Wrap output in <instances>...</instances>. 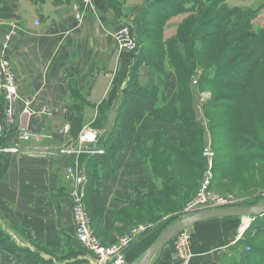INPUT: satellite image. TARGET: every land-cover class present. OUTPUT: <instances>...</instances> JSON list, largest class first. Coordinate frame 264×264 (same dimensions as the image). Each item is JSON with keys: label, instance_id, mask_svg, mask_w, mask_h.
Wrapping results in <instances>:
<instances>
[{"label": "crops", "instance_id": "crops-1", "mask_svg": "<svg viewBox=\"0 0 264 264\" xmlns=\"http://www.w3.org/2000/svg\"><path fill=\"white\" fill-rule=\"evenodd\" d=\"M78 1L10 0L18 18H0V47L5 34L13 30L11 25L17 33L7 55L18 90L14 120L5 126L0 141L5 146L14 143L17 150L0 153V233L19 248L39 245L55 253L74 239L75 185L67 170L84 173V161L92 156L89 147L85 148L89 155L83 154L85 145L78 137L85 129L111 130L134 64L133 52L119 48L116 41V34L126 27L116 14L123 7L133 12L146 0H120L124 1L120 9L112 4L117 0H96L81 21L73 11ZM138 71L142 77L147 75L144 67ZM175 90V76L167 72L163 93L170 99ZM24 111L29 116L23 118ZM21 125L32 133L31 140L17 141ZM164 131L178 146L185 142L180 124L144 117L136 128L135 148L145 134ZM115 161L113 171L103 174L102 198L107 211L118 213L128 206L137 208L154 193L156 184L138 153L122 150ZM247 223L245 218L197 223L189 227L190 259L180 260L171 241L149 264H226L234 257L236 264H246L244 247L230 248L243 240ZM114 224L105 213L100 226L106 236ZM164 229L150 231L131 245L125 263L137 264ZM0 264L28 263L19 252L0 254Z\"/></svg>", "mask_w": 264, "mask_h": 264}, {"label": "trees", "instance_id": "trees-1", "mask_svg": "<svg viewBox=\"0 0 264 264\" xmlns=\"http://www.w3.org/2000/svg\"><path fill=\"white\" fill-rule=\"evenodd\" d=\"M9 1L0 0V18L16 20L18 18L16 16L17 8ZM112 4L114 7L121 8L120 5H116V2H112ZM148 22H145V19H140L136 24L134 34L138 39H145L147 46L151 43L157 45L149 52L145 51L143 44L139 46L137 55L134 56L128 87L121 95L122 99L115 115L114 125L105 141L101 146L98 145L100 153L90 155L84 161V175L86 177L84 202L90 218L98 222L96 225L97 231L105 213L110 216L114 223L123 225L126 221V211L148 217L161 210L160 206L164 203H176L177 199L179 204L184 206L191 202L193 192L197 187L193 182V185L187 186L186 180H195V170L197 171L204 164V158L200 160L198 156L200 154L199 145L202 144V141L204 142L205 136L203 137L200 125L196 120L197 113L194 111L196 97L193 95L190 77L200 65H203L205 57H199L196 48L194 49L191 43L193 39L189 41V45L179 36L163 42L161 33L157 32V27ZM218 30L219 27L216 26L206 29L197 27L194 28L190 36L194 39L200 35L204 36L203 41H199L198 44V47L204 50L205 47L210 46L208 42H213ZM224 39H227V37L224 36ZM258 39L259 37L252 36L241 41L250 43V45H247L254 47L261 43ZM245 49V46L244 51L237 49L235 46H224L223 51L220 50L215 54L216 62H212L213 64L206 68L200 67L203 77L195 90L207 88L209 91H218L221 88L229 91L231 93V96L228 97L229 103L226 107L220 105V108H222L221 110H232L231 108H236L241 100L244 101L242 94L250 84L257 83L259 85L262 92L260 100H252L248 97L244 101L248 106H254L258 111H261V116L255 118L256 125L254 124L251 127L250 123V129L246 130L231 122L227 126L226 135H228V140L226 142H229L230 150L236 154L237 158L242 157L252 165L264 167V149L262 146L253 143L254 151L259 153L248 157L244 152H240L238 148L234 147V144L236 146L238 143H243L241 140H235V133L238 130L248 131L246 132L248 136H251L250 132L253 136L256 133L264 139V52L261 48L256 49V51L253 48L251 52L245 54ZM238 53L241 54L233 59ZM141 67H145L148 71L145 79H143L144 81L139 78L138 70ZM256 69L257 72H255ZM167 72H172L176 79V90L170 99L166 98L163 93V84ZM133 77L135 79L132 80ZM222 101L225 102V99ZM144 117H150L156 122L161 120L167 124H180L184 129L185 142L178 146L168 139V134L165 131L160 133L150 132L143 136L141 143L135 148L136 128ZM257 125L260 127L256 129ZM208 130L210 132L212 128H208ZM254 130L255 133L252 132ZM122 150L138 153L150 178L154 181L159 179V183L156 185L154 193L139 204L137 208L134 209L128 206L122 211L114 213L106 210L102 198L103 174L104 172L110 173L113 171L116 164L115 157ZM162 157L169 160L171 164L163 163ZM179 163L182 169H188L189 171L187 173L183 170L177 171L176 176L173 177L171 169H175ZM220 173L221 171L218 172V174ZM220 180L221 176L212 174L211 185H215ZM239 203L237 207L243 206L242 203ZM173 222L165 225V228ZM110 229L115 231L113 226H110ZM249 232V238L246 239L245 236ZM263 246L264 215L254 218L250 222L247 230L244 231L243 240H239L230 250L244 247L245 251L248 248L249 251L244 252L246 264H264ZM19 252L20 250L9 236L0 239V254L15 255ZM234 259L226 262V264H236V257Z\"/></svg>", "mask_w": 264, "mask_h": 264}, {"label": "rangeland", "instance_id": "rangeland-1", "mask_svg": "<svg viewBox=\"0 0 264 264\" xmlns=\"http://www.w3.org/2000/svg\"><path fill=\"white\" fill-rule=\"evenodd\" d=\"M123 4L124 1H116V5L118 6H122ZM116 17L122 21L121 23L123 26L130 27V32L137 44L136 49L133 51L134 56L137 55V50H139V46L142 44L143 47L145 46L146 52H149L157 45L151 43L147 46L145 39H138L134 34L137 22L140 19H145V22L149 21L148 23L157 27V32L161 33L163 42L179 36V38H182L183 41L189 45V41L193 39L191 43L194 49L196 48L199 57H205L203 65H200L190 77V85L193 88V95L196 97L194 107V111L197 113L196 120L200 125L203 137L205 136V139H203L204 142L202 141V144L199 145L200 154L198 156L200 160L204 158V164H202L203 167L201 166L197 171L195 170V180H186L187 186H190V184L193 185L194 183L197 187L193 192L194 194L191 202L181 206L178 200L173 198L176 199V203H164L160 206L161 210L148 217L143 214L129 213V211H126L125 223L123 225L115 223L113 225L115 231H111L108 236H106L101 226L97 231L96 225L98 222L90 218L93 236L104 247H111L116 244L119 238L136 227H142L145 229L146 233H148L153 230H161L165 225L174 221L169 225L171 226L179 219L190 216L193 210V208H191L192 202L208 168H211V174L221 176L220 181L213 186L211 185L210 189L213 192L227 198L231 197L236 201V206L239 202L242 203L243 206L264 203V167L252 165L242 157L237 158L236 154L230 150L231 146L229 142H226L228 140V135H226L227 126L231 122L246 130L250 129V123L251 127L254 126V124L256 125L255 118L260 117L262 113L254 106H248L244 101L248 97L252 100H260L259 98L262 92L259 85H257V83L250 84L242 94L244 101L241 100L236 108H231L232 110H221L222 108H220V105L226 107L229 103L228 97L231 96L229 91L221 88H219L220 90L218 91H209L207 88L195 90V87L199 86V82L203 77V72L200 67L206 68L210 64H213L212 62H216L215 54L222 50L224 46H235L237 49H242L243 51L245 46V54L251 52L253 48L255 51L261 48L264 52V0H147L143 6L137 8L133 12H129L128 9L125 11L124 7L121 8L118 14H116ZM211 26L219 27V30L213 42H208L210 46L202 50V48L198 47V44L199 41H203L204 36L200 35L194 39L191 38L190 35L194 31V28L206 29ZM164 36L169 37L164 40ZM224 36L225 38L227 37V39H224ZM252 36L259 37L258 41H261V45L257 44L252 47L248 46L250 43L244 41L245 44L241 41L244 38H251ZM248 41L250 42V39ZM194 49L193 52L195 53ZM241 53L235 55L233 59L238 57ZM145 69L144 67V70ZM255 72H257V69ZM145 77L146 76H140L139 78L142 81ZM133 79L135 78L133 77L132 80ZM196 81L197 83L194 84L193 82ZM223 99H225V102L222 101ZM27 105H29V103H27ZM114 121L115 120H112L113 125ZM258 127L260 126L257 125L255 128L257 129ZM208 128H212V131L209 132ZM246 130H238L235 133V140H241L243 143H238L236 146L234 144V147L238 148L240 152H244L248 157L259 153L258 151H254L253 148L255 147L253 143L258 144L260 147L262 146L264 149V139L260 138L255 133V130L252 131L255 133L254 136L251 132V136H248L246 134L248 131ZM109 132L110 130L104 128L101 129L100 133L97 132L98 145H101L105 141ZM87 147L88 146L83 147V154H85V156L89 155V153L87 154L88 150L87 152L85 150ZM161 159L163 163H167V165L171 164L165 157ZM171 170L173 177L176 176L177 171L183 170L186 173L189 171L188 169H182L180 163L175 169ZM219 171H221L220 174H218ZM154 183L157 185L159 179L154 181ZM247 226L248 223L244 231L247 230ZM249 234L250 232L245 236L246 239L249 238ZM4 236L8 237V235L0 233V239ZM31 247L32 248L18 247L20 252L25 256L28 264H86L84 257L88 256L84 249L80 248L79 245L75 243L74 239L66 242L64 248L55 253H51L39 245H31ZM127 249L124 251V254Z\"/></svg>", "mask_w": 264, "mask_h": 264}, {"label": "built area", "instance_id": "built-area-1", "mask_svg": "<svg viewBox=\"0 0 264 264\" xmlns=\"http://www.w3.org/2000/svg\"><path fill=\"white\" fill-rule=\"evenodd\" d=\"M95 1L96 0H79L78 3L74 5L73 11L77 21H81L88 10L92 9ZM34 25L37 26L38 23L35 22ZM11 26L13 30L5 34L0 47V141L3 138L5 126H9L14 120L13 105L18 100L16 76L9 56L7 55L11 40L17 36L14 25ZM127 28L126 26L116 34V41L119 48L133 52L137 44L135 43L130 29L128 30ZM193 83L196 84V82ZM27 116H29V113L24 111L22 117L24 118ZM31 138L32 133L27 129L26 125H21L18 128L17 141L26 142L31 140ZM78 142L81 145L88 146L90 154L94 155L100 153L97 147L98 135L96 131L89 129L83 130L78 137ZM16 151L14 143L11 146L0 145V153H15ZM210 172L211 168H208L199 185L197 194L191 205V208H193L191 214L206 210L237 207L236 201L231 197H224L210 189L212 181V174ZM67 175L68 179L72 180L75 185V191L71 198V213L75 226L73 238L75 243L78 244L80 248L84 249L88 255L84 257V261L86 264H125L124 251L139 237L146 234L145 229L136 227L119 238L116 244L111 247H104L101 245L91 232L90 216L84 202L85 175L82 170L78 172L73 168H68ZM246 220L249 221V219ZM244 228H242V230H244ZM173 241L177 256L180 260L187 261L190 259L192 255L190 253L189 229H184L177 233ZM245 251H249V249L246 248Z\"/></svg>", "mask_w": 264, "mask_h": 264}, {"label": "water", "instance_id": "water-1", "mask_svg": "<svg viewBox=\"0 0 264 264\" xmlns=\"http://www.w3.org/2000/svg\"><path fill=\"white\" fill-rule=\"evenodd\" d=\"M262 215H264V203H259L252 206L230 207L195 212L190 216L179 219L176 223L172 224L162 233H160L144 256L137 262V264H149L152 258H154L166 245H168L177 233L197 223L218 218H245L249 219V226L250 222L254 218Z\"/></svg>", "mask_w": 264, "mask_h": 264}, {"label": "bare ground", "instance_id": "bare-ground-1", "mask_svg": "<svg viewBox=\"0 0 264 264\" xmlns=\"http://www.w3.org/2000/svg\"><path fill=\"white\" fill-rule=\"evenodd\" d=\"M246 220V219H245ZM248 228V227H247Z\"/></svg>", "mask_w": 264, "mask_h": 264}]
</instances>
